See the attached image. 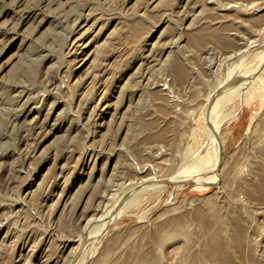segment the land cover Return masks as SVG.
<instances>
[{"label":"rangeland","instance_id":"obj_1","mask_svg":"<svg viewBox=\"0 0 264 264\" xmlns=\"http://www.w3.org/2000/svg\"><path fill=\"white\" fill-rule=\"evenodd\" d=\"M263 177L264 0H0V264H264Z\"/></svg>","mask_w":264,"mask_h":264},{"label":"bare ground","instance_id":"obj_2","mask_svg":"<svg viewBox=\"0 0 264 264\" xmlns=\"http://www.w3.org/2000/svg\"><path fill=\"white\" fill-rule=\"evenodd\" d=\"M249 77H251V76H249ZM249 77H246L247 79L243 82V87H242V88H244V86L248 84V82H249V81H248V78H249ZM228 86H229V85H228ZM237 87H238V86H237ZM239 87H241V86L239 85ZM239 87H238V88H239ZM246 88H247V87H246ZM248 98H249V97H248ZM248 98H247V99H248ZM212 113H213V112H212ZM213 114H214V113H213ZM255 118H256V115H252V117H251V123H250V125L248 126L246 133H248V132L250 131V129H251V127H252V124L254 123ZM213 121H214V119H213L211 122L213 123ZM207 122H208V121H207ZM210 125H211V124H210ZM213 126H214V125H213ZM213 126H212V127H213ZM252 128H253V127H252ZM210 129H211V131H214L213 129H215V127H213V128L210 127ZM215 131H216V130H215ZM215 131H214V132H215ZM216 132H217V131H216ZM210 133H211V132H210ZM211 135H212V134H211ZM216 135H217V134H216ZM212 136H213V135H212ZM210 137H211V136H210ZM213 138H214V137H213ZM214 139H215V138H214ZM215 141H218V140H215ZM218 148H219V145H218ZM218 151H219V149H218ZM217 154H218V153H216V156H217ZM219 160H220V158H219ZM260 160H261V159H260ZM198 161H200V160H198ZM215 163H216V162H215ZM199 164H201V163H199ZM196 165H197V164H196ZM216 165H217V163H216ZM218 165H219V164H218ZM202 166H205V164H204V165L201 164L200 167L197 166L198 168H196L197 171L199 170V171H198L199 173L202 172ZM214 166H215V165H214ZM205 167H206V166H205ZM215 167H216V166H215ZM212 170H214V169H212ZM205 171H206V170H205ZM209 173H210V175H208V176H207V174L205 175V176H207L208 178H210L211 176H213L212 174H214V176H215L217 172H215V171L211 172V171H210V172H208V174H209ZM183 176H184L185 178H187V179H190V178H191L190 176H188V175H186V174H184ZM173 177H175V176H173ZM180 177H181V176H180ZM171 178H172V177H171ZM181 178H182V177H181ZM214 178H216V177H214ZM263 178H264V177H263ZM176 180H180V179H176ZM181 180H182V179H181ZM184 180H186V179H184ZM184 180H183V181H184ZM163 182H164V181H163ZM163 182H160V180H158V183H163ZM154 183H155V182H154ZM150 185H152V184H150ZM154 185H155V184H154Z\"/></svg>","mask_w":264,"mask_h":264}]
</instances>
